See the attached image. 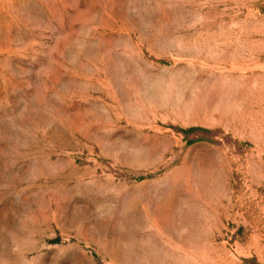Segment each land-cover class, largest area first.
Segmentation results:
<instances>
[{"label": "rangeland", "instance_id": "rangeland-1", "mask_svg": "<svg viewBox=\"0 0 264 264\" xmlns=\"http://www.w3.org/2000/svg\"><path fill=\"white\" fill-rule=\"evenodd\" d=\"M0 264H264V0H0Z\"/></svg>", "mask_w": 264, "mask_h": 264}]
</instances>
